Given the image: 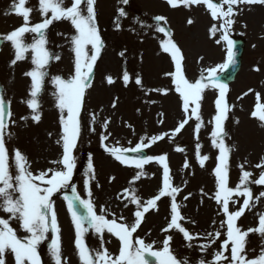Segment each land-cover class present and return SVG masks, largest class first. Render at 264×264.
I'll list each match as a JSON object with an SVG mask.
<instances>
[{
    "label": "rangeland",
    "instance_id": "rangeland-1",
    "mask_svg": "<svg viewBox=\"0 0 264 264\" xmlns=\"http://www.w3.org/2000/svg\"><path fill=\"white\" fill-rule=\"evenodd\" d=\"M65 2L70 5L71 0ZM13 4L14 0H0V35L11 33L24 24L23 17L13 10ZM26 7L33 9L30 13L31 24L44 19L39 10V0H28ZM121 7L127 13L123 17L118 12ZM97 8V23L104 47L94 66V77L81 111V134L74 150L76 169L72 182L81 197L87 199L84 181L88 178L85 173L91 157L95 167V179L91 181L92 200L97 213L103 208L108 219H112L114 213L116 217L124 216L128 223L134 222L137 207L131 199L132 190H135V195L142 203L156 196L163 187V165L155 160L145 164L143 171L147 175L136 180L134 178L140 169L134 165L121 164L105 150V145L131 149L141 138L167 133L162 140L145 149L149 156L167 154L171 185L182 189L176 195V202L184 217L179 223L193 234L194 239L188 241L176 229L162 231L170 223L172 216L171 198L167 196L157 201L158 210L150 209L145 213L133 238L138 236L145 243L155 241L154 250H158L162 248L166 237L171 235V250L181 264L185 258L187 264H198L201 259L205 262L212 261L214 253L222 250L221 244L226 238V225L225 228H220V222L226 221V215L214 198L219 190L214 169L219 163L220 153L212 143V132L215 130L214 117L218 113L215 101L219 97V91L206 88L203 93L200 108L202 126L198 135L194 130L201 121H197L194 116L180 133L173 135V130L189 113L184 112L182 97L175 91L174 77L167 75L175 71V63L171 54L163 51L162 41L168 37L159 32L158 27L170 29L173 40L184 56L185 75L190 81H195L202 72L207 75L208 68L222 64L225 58V42L221 40V43H216L221 38V32L217 31L215 36L210 33V28L213 25L219 27L221 22L211 16V10L204 4L188 7L180 4L172 7L167 0H129L127 5L120 0H97ZM158 16L166 17V21H157L155 17ZM251 16L253 18L249 19ZM261 16H264V5H240L232 25L231 36L241 37L246 43L242 68L225 96L227 104L231 106L223 126L227 133L224 142L232 149L228 162L229 187L232 188L239 184L243 171L252 174L251 181L257 180L264 171V167H256L264 158V122L252 116L255 105L264 103V26L254 24V18ZM189 19L193 20L192 24L188 23ZM74 35L76 30L66 19L54 21L46 30V47L51 53L58 54L60 59H53L47 65L48 76L37 96L39 107L35 110L27 103L32 99V81L25 75L34 67L31 53L12 65L15 49L11 42L5 40L0 53V89L10 102L12 113L5 140L10 150L13 175L16 173L15 149H19L27 157L34 174L60 167L52 162L60 160L63 154V113L54 95L56 87L52 78L57 75L69 78L74 73L75 54L71 42ZM34 36V33H25V42L31 43ZM121 52L124 55H120ZM125 71L131 78L127 84L122 79ZM108 76L113 78V83H108ZM137 77L142 79L141 85L135 83ZM156 89L168 91L165 94L163 91H155ZM257 93L260 95L259 101ZM37 113L41 116L39 122L33 119ZM105 122L106 129L103 127ZM104 135L108 136L107 140H102ZM178 148L183 151H178ZM205 155L209 159L201 166L199 159ZM111 177L115 179L112 180ZM249 187L253 199L236 221L242 231L256 229L260 215H264V196L259 200L255 199L264 192V185L250 183ZM125 189L129 191L125 192ZM70 191V188L62 190L52 199L55 201L61 228L62 255L67 264H82L74 244L75 227L63 198L65 192ZM246 198L234 194L229 202L230 211L243 206ZM233 200L236 201L235 205L232 204ZM0 217L7 219L9 214L0 211ZM11 224L18 235H25L15 220ZM215 230L221 231V237L206 250H202L200 246L207 243V233ZM197 233L198 237L195 235ZM48 235L49 239L39 248L42 264H54L49 245L55 233L50 232ZM84 239L92 249L101 246L98 234L92 230L85 234ZM103 239L104 247L114 256L118 255L121 247L119 239L107 232L103 234ZM230 247L231 245L229 251L224 253L226 256L230 254ZM262 248L264 235L256 231L249 232L245 244L248 257H256ZM4 260L5 264H15L14 254L11 252H5Z\"/></svg>",
    "mask_w": 264,
    "mask_h": 264
},
{
    "label": "snow or ice",
    "instance_id": "snow-or-ice-1",
    "mask_svg": "<svg viewBox=\"0 0 264 264\" xmlns=\"http://www.w3.org/2000/svg\"><path fill=\"white\" fill-rule=\"evenodd\" d=\"M120 2L127 5L129 0H120ZM167 2L172 7H177L180 4L186 7L200 4L206 5L211 10V16L216 20L222 21L219 27L213 25L210 28L211 35L215 36L216 32L220 31L221 38L217 39L216 43L219 44L222 40L227 44L226 61L216 67L208 68L206 70L207 75L202 72L199 79L190 81L185 75L182 50L173 40L170 29L164 26L158 27V31L168 37L162 41L163 51L170 53L175 63V71L167 75L174 77L175 91L182 97L184 112L189 113L188 117L183 119L173 130V135L180 133L192 116L197 121H201L196 124L194 130L198 135L202 126L200 108L203 93L206 88H214L219 91V97L215 101L218 113L214 117L215 130L212 132V143L219 149L220 153L218 157L219 163L214 169L219 190L215 193L214 198L221 205L223 213L226 215V221L220 222L221 229L225 228L226 225V238L221 244L222 250L214 253L212 261L205 262L201 259L198 264H264V248L254 258H249L245 250L246 237L249 232L256 231L264 235V215H260L259 225L256 229L242 231L236 223L253 199L249 184L264 185V171L260 173L259 178L255 181L250 180L252 175L250 172L243 171L239 184L235 188L229 187L228 162L232 149L224 142V137L227 133H225L223 125L228 118L231 106L227 104L225 99L228 85L218 74V70L222 74L236 63V52L234 51L236 42L230 37L232 25L235 23L234 17L239 6L264 5V0H217V2H214V0H167ZM27 3L28 0H14L13 10L17 15L23 17L24 24L14 29L11 33L0 35V40L11 42L15 49V59L11 61L12 65L25 59L26 54L29 52L31 53L34 67L31 71L25 73L32 81L30 93L32 99L27 101L28 105L34 110L38 109L37 96L42 91L45 78L48 76L47 65L53 59H60L58 54L51 53L46 47V30L54 21L69 20L76 30V35L71 40L75 54L74 73L69 78L59 75L52 78V83L56 87L54 95L57 98L58 107L63 113L61 117L64 133L62 136L63 154L60 160L52 162L60 165V167L57 169L49 168L35 174L30 170L27 157L19 149L14 150L15 175L11 171L10 150L6 146L5 136L12 113L10 102L6 100L3 90L0 89V211L9 214L7 219L0 217V264H5V252L14 254L15 264H42L39 248L44 241L49 239L48 234L50 232L55 233L49 245L54 264H67L66 258L62 255L61 228L55 210V201L52 197L56 193L69 188L72 194L68 195L65 192L63 198L67 202V210L71 214L75 227L74 244L82 264H181V261L173 255L171 250V235L166 237L162 242V248L158 250H154L155 241L145 243V240L138 236L135 239L133 238V234L137 232L144 220L145 213L150 209H157V201L167 196L171 198L172 216L170 223L162 231L168 232L170 229H176L188 241L194 239L193 234L179 223L184 217L181 215L180 206L176 202V195L182 189L171 185V170L167 163V154L158 156L140 155L145 148L162 140L164 136L168 135L167 133L141 138V141L131 149L105 145V150L121 164L134 165L137 169H140L134 178L136 180L147 175L143 171L145 164L155 160L163 165V187L156 196L142 203L141 199L135 195V190H132L131 199L137 207V211L134 213V222L128 223L124 216L116 217L114 213L112 214L113 218L108 219L103 208H101L100 213H97L95 203L92 200L91 181L95 179V167L91 157L88 160V171L85 173L88 178L84 181L87 199L81 198L76 185L72 182L76 169L74 150L81 134V111L86 92L91 87L94 77V66L104 47L97 23V0H71L70 5L66 4L65 0H39V10L42 12L44 19L34 25L30 23V13L33 9L26 7ZM118 12L120 17L127 14L123 7L119 8ZM155 19L157 21H166L164 16H158ZM188 23L192 24L193 20L189 19ZM25 33L36 34L31 43L25 42ZM120 55H124V53L121 52ZM106 79L108 83L114 82L111 76ZM122 79L126 84L130 82L131 78L127 71L123 73ZM135 83L141 85L142 79L137 77ZM155 91H163L167 94L168 90L156 89ZM256 95L259 101V93ZM113 107H115V103ZM252 116L258 117L261 122H264V103L255 105ZM33 119L39 122L41 119L40 114L34 115ZM103 127L107 128V122H105ZM8 135L10 136L11 133H8ZM107 139V135L102 136V140ZM57 143H60V141H57ZM199 147L200 145L198 144L197 149ZM177 150L183 151L182 148ZM128 151L137 153V155H126ZM208 159L209 157L206 155L201 156L199 159L201 166ZM185 166H187V162ZM256 167H264V158H262V163L257 164ZM241 168H243V165H241ZM111 179L114 180L115 177H111ZM128 191V189H125V192ZM234 194L247 198L243 200V206L239 207L238 210L230 211L229 202ZM261 196H264V192H261L255 199L259 200ZM187 198L184 197V199ZM232 204L235 205L236 201L233 200ZM78 205L82 206L83 211L78 210ZM12 220L18 223V227L24 231L25 235L17 234L16 228L11 224ZM213 224H215V221H213ZM89 230L98 234L101 240L100 248L92 249L86 244L84 236ZM105 232L119 239L121 247L118 255L114 256L104 247L103 234ZM195 235L196 237L199 236L198 233ZM220 237V230L207 233V243L201 245V249L206 250ZM230 245V254L226 256L224 253L229 251ZM188 246L192 247L191 244ZM183 264H187V258H185Z\"/></svg>",
    "mask_w": 264,
    "mask_h": 264
},
{
    "label": "bare ground",
    "instance_id": "bare-ground-1",
    "mask_svg": "<svg viewBox=\"0 0 264 264\" xmlns=\"http://www.w3.org/2000/svg\"><path fill=\"white\" fill-rule=\"evenodd\" d=\"M257 9V8H256ZM251 18H253V16H251L249 19H251ZM255 20H254V24L256 25V26H259L260 24H262L263 26H264V16H261V18H254ZM255 26V27H256Z\"/></svg>",
    "mask_w": 264,
    "mask_h": 264
},
{
    "label": "water",
    "instance_id": "water-1",
    "mask_svg": "<svg viewBox=\"0 0 264 264\" xmlns=\"http://www.w3.org/2000/svg\"><path fill=\"white\" fill-rule=\"evenodd\" d=\"M238 68H236V70H237ZM235 73V72H234ZM234 73L232 74V76H230V78H227V80L229 81V80H231V79H233V77H234Z\"/></svg>",
    "mask_w": 264,
    "mask_h": 264
}]
</instances>
